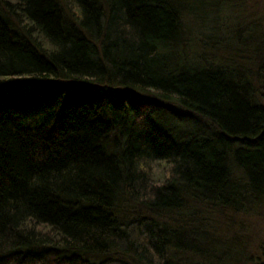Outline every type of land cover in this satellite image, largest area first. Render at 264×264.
<instances>
[{
  "label": "trees",
  "instance_id": "trees-1",
  "mask_svg": "<svg viewBox=\"0 0 264 264\" xmlns=\"http://www.w3.org/2000/svg\"><path fill=\"white\" fill-rule=\"evenodd\" d=\"M221 8L0 0V264L204 261L190 205L262 207L264 61L185 56Z\"/></svg>",
  "mask_w": 264,
  "mask_h": 264
},
{
  "label": "rangeland",
  "instance_id": "rangeland-1",
  "mask_svg": "<svg viewBox=\"0 0 264 264\" xmlns=\"http://www.w3.org/2000/svg\"><path fill=\"white\" fill-rule=\"evenodd\" d=\"M219 4L222 8L211 12L203 25H190L185 56L191 55L188 59L201 62L199 65L204 67L236 65L243 71L249 70L253 76L258 64L264 61L261 50L264 0H219ZM237 48L239 51L234 52ZM251 83L255 84L254 80ZM190 208L173 224L178 226L181 221L186 228L199 232V243L197 236L189 238L201 244L205 260H193L188 264H248L249 258H258L264 247V204L247 215L218 212L210 205L192 204Z\"/></svg>",
  "mask_w": 264,
  "mask_h": 264
}]
</instances>
